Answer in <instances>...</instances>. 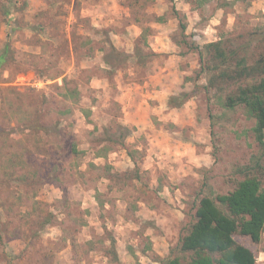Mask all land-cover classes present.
<instances>
[{
  "label": "rangeland",
  "instance_id": "374dc122",
  "mask_svg": "<svg viewBox=\"0 0 264 264\" xmlns=\"http://www.w3.org/2000/svg\"><path fill=\"white\" fill-rule=\"evenodd\" d=\"M217 40L263 56L264 0H0V264H189L200 199L264 187Z\"/></svg>",
  "mask_w": 264,
  "mask_h": 264
},
{
  "label": "trees",
  "instance_id": "16d2710c",
  "mask_svg": "<svg viewBox=\"0 0 264 264\" xmlns=\"http://www.w3.org/2000/svg\"><path fill=\"white\" fill-rule=\"evenodd\" d=\"M206 47L212 58L219 60L215 65V69H219L217 77L236 82L251 80L239 84L227 97L226 104L232 108L245 107L255 119V137L264 145V55L248 63L245 58H232L236 52H229L222 40L210 42ZM200 53L203 59L202 51ZM3 63L4 54L0 56V66ZM186 96L183 93L170 101L178 106ZM123 129L131 132L130 128ZM237 235L249 237L254 243L263 239L264 187L256 176L245 177L234 189L215 198L203 196L196 206L194 219L180 237L179 247L191 253L189 264H259L253 249L239 242ZM161 264L184 263L179 257H170Z\"/></svg>",
  "mask_w": 264,
  "mask_h": 264
}]
</instances>
